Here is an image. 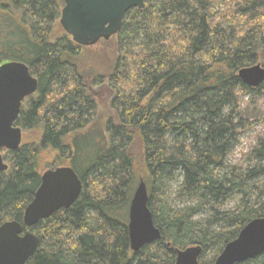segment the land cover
I'll return each instance as SVG.
<instances>
[{"label":"trees","instance_id":"trees-1","mask_svg":"<svg viewBox=\"0 0 264 264\" xmlns=\"http://www.w3.org/2000/svg\"><path fill=\"white\" fill-rule=\"evenodd\" d=\"M63 4L0 2V64L24 62L38 78L16 125L39 131L37 140L1 150L9 169L0 172V225L22 222L41 183L40 157L51 152V168L72 166L83 189L71 207L31 228L39 246L26 264H175L176 250L192 245L202 247L200 264H212L264 217V138L248 171L227 161L255 124L244 107L264 99V82L253 88L239 77L264 66V0H146L128 10L112 37L114 116L104 126L90 89L103 79L81 68L84 46L54 35ZM140 178L161 238L135 252L128 214ZM236 264H264V253Z\"/></svg>","mask_w":264,"mask_h":264},{"label":"water","instance_id":"water-1","mask_svg":"<svg viewBox=\"0 0 264 264\" xmlns=\"http://www.w3.org/2000/svg\"><path fill=\"white\" fill-rule=\"evenodd\" d=\"M59 23L79 46L109 40L122 28L131 8L142 9L146 0H63ZM264 42V34H263ZM240 79L256 88L264 82V66L257 63L239 70ZM38 90V78L21 61L0 64V172L9 169L2 149L22 145L23 130L16 125L24 100ZM83 182L72 166L50 168L41 174V183L24 211L22 222L8 220L0 225V264H26L39 246L31 228L62 208L71 207L80 197ZM129 238L133 251L161 238L149 208V191L143 178L129 206ZM175 264H200V245L177 249ZM264 253V217L248 222L237 237L228 242L212 264H236Z\"/></svg>","mask_w":264,"mask_h":264},{"label":"rangeland","instance_id":"rangeland-1","mask_svg":"<svg viewBox=\"0 0 264 264\" xmlns=\"http://www.w3.org/2000/svg\"><path fill=\"white\" fill-rule=\"evenodd\" d=\"M9 0H0V2H8ZM64 3V2H63ZM64 5V4H63ZM6 13V12H4ZM3 11L0 8V25L2 24ZM65 33L62 25L57 22L54 28V35L58 36ZM116 56V43L114 38L109 40H100L98 43L91 46H84L81 55L79 56V63L81 68L87 70L91 77L97 78L101 76L103 83L101 85H92L90 87L92 96L97 103V122L100 125H105L106 121L114 116V110L111 107V95L107 85V78L109 71L114 66ZM244 115L251 121H254V126L245 131L241 135V143L235 148L233 152L228 156V166L230 168H238L241 171H248L254 165L257 164L255 154L252 152L254 148L258 147V141L264 138V99H258L255 103L244 107ZM39 137V131H23V140L34 141ZM54 153H43L39 160V171L41 174L47 169L51 168L53 164ZM178 183H172L171 185V200L174 199L175 192L177 190ZM174 203L180 204L178 201ZM237 200L230 201L224 207L225 209L234 208L237 206ZM207 216V214H206Z\"/></svg>","mask_w":264,"mask_h":264}]
</instances>
